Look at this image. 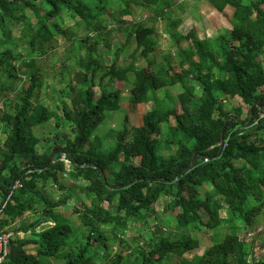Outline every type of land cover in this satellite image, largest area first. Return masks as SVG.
I'll return each mask as SVG.
<instances>
[{
	"label": "trees",
	"instance_id": "trees-1",
	"mask_svg": "<svg viewBox=\"0 0 264 264\" xmlns=\"http://www.w3.org/2000/svg\"><path fill=\"white\" fill-rule=\"evenodd\" d=\"M143 2L153 13L127 30V43L134 44L130 62L116 68L122 52L116 50L102 72L105 63L95 45L85 48V57L76 60V83L68 78L57 90L60 116L38 101L41 62L57 49L58 38H65L64 16L75 21L76 53L92 33L106 29L112 18L107 0H0V46L15 40L14 23L22 26L20 49L27 50L24 56L14 41L0 51V208L6 202L0 229L10 232L26 213L38 215L10 232L2 264H49L41 258L65 264H186L183 256L199 248L191 231L202 229L220 240L189 264H264V258L248 259L253 248L241 239L250 220L264 218V0H207L218 12L232 10L231 29L213 41L199 39L193 30L178 31L182 21L170 18L174 6L183 9L176 0L125 1L121 19L133 17L130 3L142 7ZM161 19L171 22L177 74H170L168 58L160 65L152 57L154 22ZM139 57L147 67L137 71ZM130 74L129 103L153 101V107L140 125L117 131L114 144L106 146L95 131L108 112L120 109L121 99L119 90L106 88L95 97V80L125 81ZM174 85L181 87L178 103L161 107L156 92ZM235 99L241 104L230 112L227 106ZM51 119L62 129L49 145L36 128ZM163 128L168 135L161 150ZM64 175L80 181L77 191L61 184ZM17 181L21 188L10 195ZM70 200L66 217L62 210ZM149 218L160 230L179 235H160L147 252L131 244L136 255L129 262L123 255L128 234ZM42 224L47 225L37 231ZM77 234L84 244L72 253L70 246L78 241L71 237ZM110 243L119 249L112 256Z\"/></svg>",
	"mask_w": 264,
	"mask_h": 264
},
{
	"label": "rangeland",
	"instance_id": "rangeland-1",
	"mask_svg": "<svg viewBox=\"0 0 264 264\" xmlns=\"http://www.w3.org/2000/svg\"><path fill=\"white\" fill-rule=\"evenodd\" d=\"M120 3L119 0H107L106 8L108 12L112 15V18L106 21V29L101 30L99 33H92L89 39H87L81 51L76 53L77 46L74 41L77 36L72 35L71 27L75 25L74 19L70 16H64L61 20L60 28L65 31V38L59 37L57 49L51 54V56L46 57L41 62V71L44 79V85L39 90L38 101L41 102L49 110L58 113L60 116L62 104L60 102V95L57 90L63 88L69 79L72 80V84L76 83L75 74L80 70L78 65H76L77 57H85V48L94 44L97 51L96 56H99L103 59L105 65L102 69V72H105L107 68L112 64L114 60V52L116 50L122 51L118 55V63L116 68H122L126 66L130 59L127 57L133 51L134 44L133 41L127 43V30L133 25L135 21L146 20L152 16L153 7L145 5L135 6L133 3H130L131 9L134 11L132 18L129 16L121 19L119 15V9L125 1L133 0H122ZM179 3L183 4L180 9L177 6H174L170 10V18H179L182 23L178 31L183 29L193 30L196 36L199 39H205L207 41H213L218 36L223 34L225 31L230 30V20L232 15V10L230 8H225L223 12H218L213 9L207 0H176ZM154 27L156 30V49L152 54V57L155 59L157 64L166 65V59L170 62V66L173 68V72L170 74L179 73L180 69L178 68L177 60L175 57V51L173 49L172 43L168 37V34L172 31L171 22L166 20H156L154 22ZM22 26L12 23L10 25V30L12 35L15 37V40L10 39L8 45L0 46V51L9 47L12 48V43L19 45V51L26 56L27 50L20 49L23 43V37L21 33ZM81 36V33L77 34ZM2 43V38H0V44ZM122 46L125 45V50H122ZM105 51H109L107 54ZM117 51V52H118ZM262 65L264 67V55L260 58ZM147 67V62L139 57L135 64V70H141L142 68ZM32 71H35L34 69ZM69 78V79H68ZM134 79L133 74L128 75V78L125 81H118L113 77L109 76L105 80L101 81L99 84V79L95 80V86L93 91L95 97L100 95V91L104 88L109 90H119L120 96V109L117 111H111L106 114L105 120L98 126L95 133L102 135L105 139L106 146H112L115 142V133L122 130L123 128H129L132 126H138L141 124L142 115L151 109L152 103L148 104H139L131 105L129 103V90L132 87V81ZM54 89V90H53ZM181 92V87L179 85L168 86L156 92V97L159 98V101L163 103L161 107H168L176 105L178 103V95ZM161 103L159 105H161ZM166 104L168 106H166ZM172 104V105H171ZM240 100L235 99L230 105L227 106V109L232 112L233 108L237 105H240ZM1 107V104H0ZM244 115L246 112V106L244 107ZM127 118V124H126ZM62 127H55L54 119L49 120L43 125L36 128V134L40 137L48 140L49 145H52L53 139L56 133L60 132ZM168 135V130L163 128L161 138H159L160 146L159 148L163 150V138ZM63 159V158H62ZM80 181L75 180L69 176L64 175L61 180V184L64 186H70L71 191H77V187ZM54 192H58L57 187L54 188ZM161 201L164 202V198H161ZM73 201H69L68 207L72 206ZM62 213L68 217L71 214L70 207L67 210H62ZM158 214H161L160 212ZM253 215V214H252ZM224 216V215H222ZM255 216V215H253ZM38 217L35 213H26L22 219L12 225V227L7 228L10 232H14L16 228L20 227L21 224H26L34 221ZM74 219V218H73ZM75 220V219H74ZM251 221V225L248 226V229L241 235V239L246 244L253 248V251L248 256L250 261L257 260L259 258H264V218L256 217ZM48 224V223H47ZM42 224L37 231H40L44 225ZM78 224V223H77ZM166 229V231L164 230ZM191 235L199 240V248L186 253L183 258L186 264H189L194 260L195 257L203 254L204 250L208 248L213 241H219L220 236L213 231L202 229L201 231H191ZM171 234L172 237H177L179 234L175 232H170L167 228H162L155 226V222L149 218L148 223L145 226L131 229L128 234L127 240L130 242L128 251H125L123 255L128 256V261L131 262L134 259L136 253L134 252L132 246L138 245L143 248L146 252L150 250L151 246L156 243L160 235L167 236ZM26 235V234H25ZM23 233H20V238H25ZM81 235L77 234L76 236L71 237V240L74 238L77 239V243L70 246L72 248V253H76L78 249L84 244L80 240ZM131 240L133 242H131ZM132 244V246H131ZM111 246V256L115 255L119 250L118 247L112 243ZM27 253L34 254L35 249L33 247L26 248ZM42 261L49 264H65L63 260H57L54 258H41ZM103 262V260H102ZM180 264V263H179ZM184 264V263H183Z\"/></svg>",
	"mask_w": 264,
	"mask_h": 264
},
{
	"label": "built area",
	"instance_id": "built-area-1",
	"mask_svg": "<svg viewBox=\"0 0 264 264\" xmlns=\"http://www.w3.org/2000/svg\"><path fill=\"white\" fill-rule=\"evenodd\" d=\"M221 144H223V143H221ZM65 163L67 164V166L69 165V162L67 160H65ZM19 188H21V183L19 181H17L12 185L11 190H10V195L14 191L18 190ZM8 199H9V197L7 198V200ZM5 205H6V202H4L2 204L0 211H2V209L5 207ZM10 236H11L10 232H7L6 230L0 229V264H2L5 261L7 255H8V241H9Z\"/></svg>",
	"mask_w": 264,
	"mask_h": 264
},
{
	"label": "crops",
	"instance_id": "crops-1",
	"mask_svg": "<svg viewBox=\"0 0 264 264\" xmlns=\"http://www.w3.org/2000/svg\"><path fill=\"white\" fill-rule=\"evenodd\" d=\"M149 103H152V106H153V101H150ZM148 104V103H147Z\"/></svg>",
	"mask_w": 264,
	"mask_h": 264
}]
</instances>
